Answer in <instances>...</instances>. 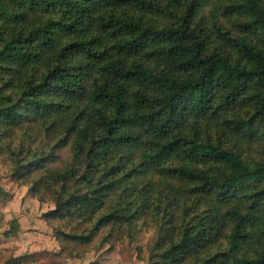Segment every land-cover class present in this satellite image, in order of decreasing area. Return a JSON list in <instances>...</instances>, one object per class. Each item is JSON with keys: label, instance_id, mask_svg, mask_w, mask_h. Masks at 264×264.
<instances>
[{"label": "trees", "instance_id": "1", "mask_svg": "<svg viewBox=\"0 0 264 264\" xmlns=\"http://www.w3.org/2000/svg\"><path fill=\"white\" fill-rule=\"evenodd\" d=\"M0 163L60 244L3 264H264V0H0Z\"/></svg>", "mask_w": 264, "mask_h": 264}, {"label": "rangeland", "instance_id": "2", "mask_svg": "<svg viewBox=\"0 0 264 264\" xmlns=\"http://www.w3.org/2000/svg\"><path fill=\"white\" fill-rule=\"evenodd\" d=\"M0 186L4 194L0 196V264L11 257L32 253L36 259H49L60 250L59 241L42 219V215L54 208L52 203L39 202L26 187H19L0 163ZM16 219L23 232L19 236H7L10 222ZM22 220V223L19 220ZM66 231L70 229L66 228ZM152 231L142 232L134 243L126 240L110 247H102L88 252L81 259H67L62 264H147L148 243ZM137 246L144 250L143 258L139 257ZM37 264V263H36Z\"/></svg>", "mask_w": 264, "mask_h": 264}, {"label": "crops", "instance_id": "3", "mask_svg": "<svg viewBox=\"0 0 264 264\" xmlns=\"http://www.w3.org/2000/svg\"><path fill=\"white\" fill-rule=\"evenodd\" d=\"M1 205H2V204H1V201H0V207H1ZM42 219H43V215H42ZM43 221L45 222L44 219H43ZM19 222L22 223V220L20 219ZM20 228H21V233H20V234H22V232H23V227H22V225H21ZM16 236H19V235H16Z\"/></svg>", "mask_w": 264, "mask_h": 264}]
</instances>
